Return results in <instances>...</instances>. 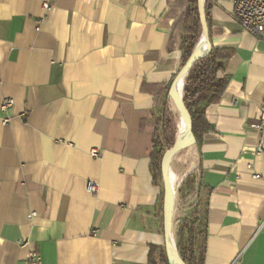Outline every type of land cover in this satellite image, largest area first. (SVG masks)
I'll use <instances>...</instances> for the list:
<instances>
[{
    "label": "crops",
    "instance_id": "1",
    "mask_svg": "<svg viewBox=\"0 0 264 264\" xmlns=\"http://www.w3.org/2000/svg\"><path fill=\"white\" fill-rule=\"evenodd\" d=\"M190 2L0 0V105L12 100L0 113V264H28L31 252L41 264H168L150 156L163 112L179 116L171 91L181 97ZM207 6L209 44L230 56L208 130L189 145L199 253L202 264H264V135L252 128L264 36L239 28L230 0Z\"/></svg>",
    "mask_w": 264,
    "mask_h": 264
},
{
    "label": "trees",
    "instance_id": "2",
    "mask_svg": "<svg viewBox=\"0 0 264 264\" xmlns=\"http://www.w3.org/2000/svg\"><path fill=\"white\" fill-rule=\"evenodd\" d=\"M210 0H203V12L205 23L209 34L207 10ZM181 40L184 65L192 58L194 50L203 38V30L199 16L198 0H191L190 10L184 20V31ZM230 56L228 50L210 47L209 51L194 60L184 74L181 87V101L188 118V124L194 140L208 130V125L204 119L207 106L214 103L224 90L227 80L220 76L223 62ZM177 117L170 110H165L160 121L161 137L156 129L154 141V151L150 156V165L153 183L156 184L162 178L161 163L164 151L173 148L177 142V137L182 130L176 122ZM181 129V130H180ZM189 183L192 179H187ZM197 191V186L192 189ZM162 201L164 198L161 192ZM177 248L182 264H202L203 254L195 251V233L193 226L187 221H183L178 232ZM163 259L166 260L164 252Z\"/></svg>",
    "mask_w": 264,
    "mask_h": 264
},
{
    "label": "rangeland",
    "instance_id": "3",
    "mask_svg": "<svg viewBox=\"0 0 264 264\" xmlns=\"http://www.w3.org/2000/svg\"><path fill=\"white\" fill-rule=\"evenodd\" d=\"M177 124L179 128L182 126L179 116H177ZM189 149L190 147L187 146L175 151L170 155L168 162L170 244L171 252L173 253L172 257H176L178 264H182L177 248L178 232L182 222L187 221L193 226L195 251L197 252L201 248L203 236L204 201L200 193L198 194V192L196 193L192 190L196 186V179L194 178L195 174L193 176L191 165L194 158H191ZM166 152L167 150L164 151L165 154ZM186 162L189 163L188 166L184 165ZM189 177L192 179L190 183L187 181ZM161 187H163L162 182ZM162 190L164 193V188ZM172 263L175 264L174 262Z\"/></svg>",
    "mask_w": 264,
    "mask_h": 264
},
{
    "label": "built area",
    "instance_id": "4",
    "mask_svg": "<svg viewBox=\"0 0 264 264\" xmlns=\"http://www.w3.org/2000/svg\"><path fill=\"white\" fill-rule=\"evenodd\" d=\"M203 1V0H202ZM233 4V17L236 20L239 28L242 31L251 33L253 35L264 36V0H230ZM203 5V3H202ZM202 12V11H201ZM12 106V100L3 99L0 105V113L5 114L7 110ZM259 119L258 123L253 125L259 136L264 135V102L259 108ZM8 118L3 119V123H7ZM264 153V143L259 140L256 145V154L260 155ZM90 156L94 159L101 157L99 150L92 149L90 151ZM254 178H258L254 175ZM88 192L95 194L97 192L96 186L88 182L87 183ZM21 245H26V242ZM28 264H41L40 256L31 252L28 255Z\"/></svg>",
    "mask_w": 264,
    "mask_h": 264
},
{
    "label": "water",
    "instance_id": "5",
    "mask_svg": "<svg viewBox=\"0 0 264 264\" xmlns=\"http://www.w3.org/2000/svg\"><path fill=\"white\" fill-rule=\"evenodd\" d=\"M199 3V16H200V21H201V26L203 30V44H205V49L201 52H198L197 54H193L192 58L183 66L182 70L177 76V81L184 77L185 72L191 65V63L196 60L197 58L205 55L209 49H210V44H209V34L208 30L206 27L205 23V17H204V12H203V1L198 0ZM202 11V12H201ZM176 81V82H177ZM173 99L175 101L176 109L178 112V115L180 117L181 123L183 128L188 132L190 141L186 142L185 144H179L175 143L172 149L168 150L166 154L164 155L161 163V174H162V182H163V188H164V237H165V254H166V259L168 260V264H173L172 262V252L170 248V210H169V184H168V162L170 155L173 154L175 151L180 150L183 147H187L191 145L194 140L192 133L189 128L188 124V118L186 115V112L184 110L181 97H180V92L179 90H175V92L172 90L171 91Z\"/></svg>",
    "mask_w": 264,
    "mask_h": 264
},
{
    "label": "bare ground",
    "instance_id": "6",
    "mask_svg": "<svg viewBox=\"0 0 264 264\" xmlns=\"http://www.w3.org/2000/svg\"><path fill=\"white\" fill-rule=\"evenodd\" d=\"M185 130V129H184ZM186 131V130H185ZM187 133V134H186ZM186 133L183 131L182 133V138H187L189 136L188 132L186 131ZM188 135V136H187ZM188 140V139H187ZM186 140V141H187ZM178 143V142H177Z\"/></svg>",
    "mask_w": 264,
    "mask_h": 264
}]
</instances>
